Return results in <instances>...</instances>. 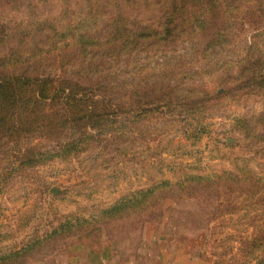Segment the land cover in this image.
I'll return each instance as SVG.
<instances>
[{"label": "rangeland", "instance_id": "374dc122", "mask_svg": "<svg viewBox=\"0 0 264 264\" xmlns=\"http://www.w3.org/2000/svg\"><path fill=\"white\" fill-rule=\"evenodd\" d=\"M92 1L108 16L116 11ZM138 2L123 11L127 22H155L156 7ZM87 3L0 0V22L30 14L74 21ZM107 60L121 88L106 98L123 103L88 129V148L29 167L16 148L56 142L30 133L0 147V264H60L75 241L146 257L171 238L209 264H264V0L208 31L124 46ZM59 61L49 55L40 64L58 75L78 67Z\"/></svg>", "mask_w": 264, "mask_h": 264}, {"label": "trees", "instance_id": "16d2710c", "mask_svg": "<svg viewBox=\"0 0 264 264\" xmlns=\"http://www.w3.org/2000/svg\"><path fill=\"white\" fill-rule=\"evenodd\" d=\"M87 1L86 10L74 21L30 14L25 19H31L13 25L0 22V147L24 143L30 133L35 135L29 138L56 142L47 148L32 146L33 142L23 151L16 148L23 154V165L34 167L88 148L94 137L88 129L99 128L109 110L113 106L118 110L123 103L119 97L106 98L121 88L109 78L106 61L124 46L169 43L184 32L208 31L213 21L254 0H140L144 3L138 7L145 9L150 2L159 15L155 22L141 20L138 25L128 23L123 11L139 0H105L116 9L111 16L100 11L97 2ZM101 15L103 23H98ZM49 55L60 57L61 68L71 61L78 67L69 73H49L40 64ZM258 185L255 180L252 188ZM250 209L258 210L256 205ZM259 241L252 238L255 247Z\"/></svg>", "mask_w": 264, "mask_h": 264}, {"label": "crops", "instance_id": "0c3cea01", "mask_svg": "<svg viewBox=\"0 0 264 264\" xmlns=\"http://www.w3.org/2000/svg\"><path fill=\"white\" fill-rule=\"evenodd\" d=\"M167 238L170 240L171 237ZM197 250L182 239L175 241L171 238L162 252L137 257L122 255L120 249H115L110 242L100 246L93 242L75 241L64 249L60 264H209L205 255Z\"/></svg>", "mask_w": 264, "mask_h": 264}]
</instances>
